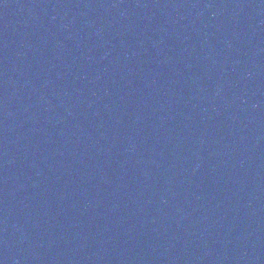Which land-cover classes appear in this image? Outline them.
<instances>
[{
	"label": "water",
	"instance_id": "95a60500",
	"mask_svg": "<svg viewBox=\"0 0 264 264\" xmlns=\"http://www.w3.org/2000/svg\"><path fill=\"white\" fill-rule=\"evenodd\" d=\"M0 264H264V0H0Z\"/></svg>",
	"mask_w": 264,
	"mask_h": 264
}]
</instances>
